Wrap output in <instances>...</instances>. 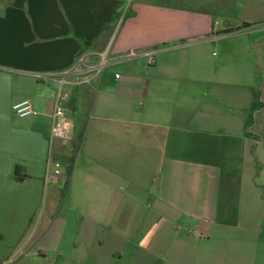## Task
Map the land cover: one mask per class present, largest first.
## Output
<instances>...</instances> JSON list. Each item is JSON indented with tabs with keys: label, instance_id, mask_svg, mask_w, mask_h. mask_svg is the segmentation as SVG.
<instances>
[{
	"label": "crops",
	"instance_id": "0c3cea01",
	"mask_svg": "<svg viewBox=\"0 0 264 264\" xmlns=\"http://www.w3.org/2000/svg\"><path fill=\"white\" fill-rule=\"evenodd\" d=\"M105 49L152 54L62 88L85 105L79 228L110 257L129 242L135 264H263L264 0H0V259L34 240L62 175L53 73ZM23 98L36 114L14 113ZM58 213L39 254L47 233L58 248Z\"/></svg>",
	"mask_w": 264,
	"mask_h": 264
},
{
	"label": "rangeland",
	"instance_id": "374dc122",
	"mask_svg": "<svg viewBox=\"0 0 264 264\" xmlns=\"http://www.w3.org/2000/svg\"><path fill=\"white\" fill-rule=\"evenodd\" d=\"M112 41V40H111ZM209 50L216 51L215 46L208 45ZM138 50H128L120 53H130L141 51ZM110 54V53H109ZM119 54V53H116ZM130 53V56L119 58V63L126 61V59L135 56ZM112 55V54H110ZM115 55V54H114ZM113 61L112 63L107 64L103 67L109 69L112 65L118 63ZM54 92L56 93L55 89ZM60 103L65 105V102L60 99ZM66 102L64 114L70 116L72 121L75 123V127L72 132H68L66 137H56L53 139L59 140V150L57 153L58 156V166H61V178L58 181L53 183H48L45 188L47 200L51 196L54 197V202L52 206L50 204L45 206V212L41 216L39 221V227L34 235V240H30L29 244L25 245L18 252H14L13 255L9 258H1L0 264H135L134 261L135 254L132 256L131 245L128 242L125 251L122 256L115 255L110 257L104 250L101 248L97 241L92 240L93 237L86 235L80 228V215L76 208L81 206L79 204V190L81 185L82 169L83 166V154H79L76 143L78 144L80 135L82 134L84 125L83 119H80L85 115V105L82 104V108L75 112ZM85 117V116H84ZM71 163V164H70ZM260 164H258L257 170H259ZM74 175L73 188L71 189L70 183L72 180V175ZM72 197V198H71ZM48 203V202H47ZM60 208V209H58ZM43 209L41 205L40 209L37 210V213L40 215V212ZM57 219L64 218L66 220L65 229L62 230V238L58 245V248L52 246V240H50L47 233L43 238L44 240L50 241V243H44L43 254H39L37 249L38 235L41 233L42 229L51 222V216L58 212ZM48 210V211H47ZM57 210V211H56ZM49 222V223H48ZM147 221H141L143 224ZM41 230V231H40ZM257 235V232L255 233ZM41 238V237H40ZM258 242V248H264V231L259 237L256 238ZM42 243V242H41ZM258 264V263H254ZM263 264H264V252H263Z\"/></svg>",
	"mask_w": 264,
	"mask_h": 264
},
{
	"label": "built area",
	"instance_id": "2783aa9c",
	"mask_svg": "<svg viewBox=\"0 0 264 264\" xmlns=\"http://www.w3.org/2000/svg\"><path fill=\"white\" fill-rule=\"evenodd\" d=\"M129 52V51H128ZM141 52L151 55V49H142ZM132 55L135 52H130ZM130 53H119L115 55H110L108 49L100 52L99 60L97 62L86 61V53H81L77 56L75 62L68 68L56 71L54 76L57 78V93L56 98L53 103L52 109V120H51V137H66L70 130L71 123L69 119L64 114L65 106L60 103V97L62 94V88L65 84H77L82 81L89 80L93 78L97 73L100 72L103 67L113 61L120 60L119 58H124L130 56ZM38 76H42L41 73H37ZM118 73L116 74V76ZM14 113L19 116L24 115H34L38 112V109L34 106L32 101L28 98H23L15 101L12 104ZM59 169L54 168L53 172H47V179L51 180L55 173H58Z\"/></svg>",
	"mask_w": 264,
	"mask_h": 264
},
{
	"label": "trees",
	"instance_id": "16d2710c",
	"mask_svg": "<svg viewBox=\"0 0 264 264\" xmlns=\"http://www.w3.org/2000/svg\"><path fill=\"white\" fill-rule=\"evenodd\" d=\"M118 17H119L118 16V12L114 13L113 19L115 20ZM256 105H257V102L254 100L253 107H255ZM77 145L78 144L76 143L75 147H77ZM13 176L17 180H23L27 176V174L24 172L23 167L21 165L16 164L15 167H14V170H13ZM4 264H7V262H5Z\"/></svg>",
	"mask_w": 264,
	"mask_h": 264
}]
</instances>
